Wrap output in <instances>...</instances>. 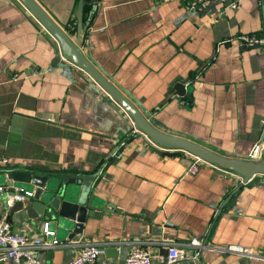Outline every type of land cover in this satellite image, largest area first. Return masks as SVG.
Masks as SVG:
<instances>
[{
    "label": "crops",
    "instance_id": "obj_1",
    "mask_svg": "<svg viewBox=\"0 0 264 264\" xmlns=\"http://www.w3.org/2000/svg\"><path fill=\"white\" fill-rule=\"evenodd\" d=\"M34 1L61 28L67 24L63 30L75 41L76 0ZM84 21L80 48L87 59L133 110L162 123L154 124L158 131L230 160L258 163L248 156L263 130L264 53L243 48L238 37L264 36V0L206 9L183 0H99L94 6L88 0ZM40 28L22 0H0V156L8 165L92 170L109 164L130 138L131 116L76 63L53 65L52 37ZM177 83L191 89L177 97ZM120 148L95 192L103 206L118 210L88 217L74 240L40 250L42 264H64L92 244L117 252L91 264H125L135 247L147 249L153 264H167L166 243L194 237L203 240L204 264H264V177L248 187L240 183L247 172L216 162L218 169L204 165L188 174L187 154L163 156L144 136ZM0 218L16 233L44 238L46 222L25 210L12 213L0 201ZM230 246L247 253L227 251Z\"/></svg>",
    "mask_w": 264,
    "mask_h": 264
},
{
    "label": "water",
    "instance_id": "obj_2",
    "mask_svg": "<svg viewBox=\"0 0 264 264\" xmlns=\"http://www.w3.org/2000/svg\"><path fill=\"white\" fill-rule=\"evenodd\" d=\"M22 1L58 41L54 42V40L49 39L55 54L52 64L55 66L61 64L62 57H64L87 71L106 89L112 99L129 113L136 126L156 143L176 146L179 149H185L201 155L224 167L233 168L242 173L247 172L245 176L241 174L245 179L252 174L258 173L254 181L247 185L248 187H252L262 180L263 176L260 174L264 173V159L258 163L230 160L198 143L158 131L155 125H162V123L154 117L149 120L145 119L124 101L119 93L109 85L107 79L87 59L80 48L84 46V37L89 25V21H84L85 5L88 0H76V3H78V25L75 41L63 30L64 27L68 26L67 24L61 25L63 27L61 28L52 16L39 7L34 0ZM98 1L91 0V3L94 6ZM35 25L37 26L36 23ZM175 89L177 97H179L183 96L191 87L189 88L183 83H177ZM104 98L107 103L113 105V101L110 98ZM139 138H143V135L136 133L125 139V141L130 143ZM154 150L163 156H180L183 154L182 151L168 152L157 147H154ZM121 152V148L118 149L115 155L111 154L109 157V159L111 158L109 164L99 165L92 170H82L76 166L72 168H52L38 164L0 165V187H2V190H0V201L3 207L9 209L12 213L25 210L28 218L46 222L48 227L55 231L57 240H74L83 232L88 217L98 218L101 213L118 210L116 207L103 206L102 201L96 197L95 192L99 182L105 176L108 166L115 161ZM239 190L240 187L238 186L233 190L232 194L238 193ZM16 196H22L23 199H14V203L9 205V197L15 198ZM225 203L220 206L218 214ZM235 204L236 198L233 199L227 210H230ZM126 215L144 218L142 214L126 213ZM116 250L115 246H110L106 249V253L116 254ZM162 252L163 257L166 259L169 254V248H165Z\"/></svg>",
    "mask_w": 264,
    "mask_h": 264
},
{
    "label": "built area",
    "instance_id": "obj_3",
    "mask_svg": "<svg viewBox=\"0 0 264 264\" xmlns=\"http://www.w3.org/2000/svg\"><path fill=\"white\" fill-rule=\"evenodd\" d=\"M191 8L202 7L208 8L213 3L216 2H227L230 7L237 8L240 0H183ZM34 15V14H33ZM36 18V17H35ZM37 19V18H36ZM39 22L41 29L43 27L52 39L55 42H58L57 39L49 32V30ZM240 40V45L243 48L248 47H258L264 53V36H252V35H241L238 37ZM62 60H66L62 57ZM82 69V68H81ZM110 95V94H109ZM111 96V95H110ZM112 98V97H111ZM189 102L183 100V104H188ZM124 109V108H123ZM124 111L128 113L125 109ZM129 115V114H128ZM130 117V115H129ZM131 128L128 136L130 137L133 134L140 133L147 139V145L152 147H157L163 151H182L190 157V163L187 167L188 174H196L202 166L210 165L211 167L217 168L218 166L213 161L195 154L191 151L185 149H169L164 148L154 140H152L147 134L142 132L137 126L132 117H130ZM263 130L262 136L255 143L252 151L249 153L248 160L254 162H260L264 159V119H263ZM124 140L121 142L119 147L125 144ZM116 149L114 155L116 154ZM9 159L7 157L0 156V165H8ZM258 173L252 174L248 178H241L240 183L247 185L250 182L254 181ZM264 177V173H261ZM2 190V187H0ZM14 199L21 200L22 196H16ZM13 199V200H14ZM43 237H32L23 234L14 232L12 225L9 221L0 218V264H5L6 262H11L12 264H42L38 259L37 255L40 250H48L55 247L59 244V241L55 238V231L51 230L46 224L43 228ZM49 238V240H48ZM203 240L197 237L191 238L187 242H174L166 243L168 244L169 254L167 257V264H183L184 262H190L191 264H204L201 261V255L203 251ZM110 247L108 244H92L80 250L72 259L66 261L64 264H91L95 262L101 255L106 253V249ZM226 250L237 251V252H246L241 246H230ZM125 264H153V257L151 253L140 247L133 248L127 255L125 259Z\"/></svg>",
    "mask_w": 264,
    "mask_h": 264
},
{
    "label": "trees",
    "instance_id": "obj_4",
    "mask_svg": "<svg viewBox=\"0 0 264 264\" xmlns=\"http://www.w3.org/2000/svg\"><path fill=\"white\" fill-rule=\"evenodd\" d=\"M70 30H71V29H70ZM71 31L75 32V31H76L75 27H74L73 30H71Z\"/></svg>",
    "mask_w": 264,
    "mask_h": 264
}]
</instances>
